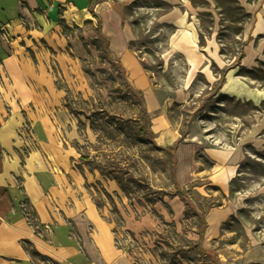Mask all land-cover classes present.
<instances>
[{"label": "rangeland", "instance_id": "rangeland-1", "mask_svg": "<svg viewBox=\"0 0 264 264\" xmlns=\"http://www.w3.org/2000/svg\"><path fill=\"white\" fill-rule=\"evenodd\" d=\"M97 1L103 28L105 18L121 13L125 45L144 63L153 89L175 92L164 107L166 123L149 122L155 135L167 127L200 133L180 143L176 176L206 213L203 246L264 250V101L221 89L228 73L264 89V0ZM98 27L95 17L68 21L64 148L73 150L81 197L130 264H216L198 248L199 215L174 195V156L140 130L134 81L104 58ZM185 40L207 56L216 81L184 53L178 44Z\"/></svg>", "mask_w": 264, "mask_h": 264}, {"label": "crops", "instance_id": "crops-1", "mask_svg": "<svg viewBox=\"0 0 264 264\" xmlns=\"http://www.w3.org/2000/svg\"><path fill=\"white\" fill-rule=\"evenodd\" d=\"M97 0H69L68 15L77 17L81 14L89 13L90 17H86L87 21L94 18L92 10L99 14L101 18V31L106 36L111 37L110 45L113 53L117 56V59L123 66L125 72L128 70L131 79L134 81V85L131 87L137 91H145V97L147 104L149 106L148 111L144 100V107L146 110V118L151 121L159 123H166V118L164 115V107L166 104L171 103L174 99V91H165L163 89L152 87V80L150 79L149 73L145 70V65L137 54L125 45V37L121 34L122 30V15L120 12H113V22L110 17L105 18L104 28L102 27L103 19L102 15L96 10L98 6ZM69 22H75L69 20ZM186 38V37H185ZM192 40H185L178 45H182L184 53L190 56L193 60L194 66H199L203 64L205 66V74L210 82L216 81L215 74L209 69L207 61L209 60L207 56L203 53V56L199 50L195 47ZM182 50V51H183ZM112 52V51H111ZM234 67V66H233ZM230 67L228 69H231ZM227 69V70H228ZM226 70V72H227ZM124 72V75H125ZM225 72V73H226ZM221 89L224 94L231 95L234 97H239L246 99L248 101H254L260 103L264 101V89L256 87L251 80H246L241 77L235 76L233 73H228L224 81L222 82ZM165 94L161 98V93ZM151 114V115H150ZM143 126V125H142ZM152 132L155 140L161 145V147L171 152L174 156L173 160V172L174 179L176 183V193L183 200L181 193L187 196L191 202V207L188 208L195 211L196 214L203 213L197 209L196 205L191 200L187 192L184 191L180 182L176 176V168L178 162L177 149L180 143L187 137L191 136V131L182 137L176 134L171 128L167 127L158 135H155L154 129L148 126ZM161 135L165 136L163 141L159 140ZM182 138V141H181ZM155 141V142H156ZM177 145L174 152L167 150L168 147H173ZM73 156V150L64 148L63 150V179H62V207H61V236H60V264H130L124 253L118 251L113 243V238L111 231L107 230L105 227V221L99 216L98 212L94 210V207H90L92 204L84 197H81L83 192H79L80 186L79 182V170L72 166L71 157ZM180 156V154H179ZM224 160H222L223 162ZM226 162V161H225ZM224 162V163H225ZM224 165V164H223ZM77 184V185H76ZM186 203V202H185ZM187 204V203H186ZM205 217H206V213ZM200 217V216H199ZM201 219V218H200ZM207 225L203 228L201 220V231L200 239L198 241V248L201 253L203 251L214 252L215 257L219 264H223L221 258V252L226 253L230 256L233 264H251L258 259L264 261V250L260 248L251 249L246 253L235 252L229 248H215V247H204L203 240L205 237L206 228L208 226V221L206 218ZM95 227L96 232H90V225ZM204 232L202 233V230ZM203 250V251H202ZM207 255V254H206Z\"/></svg>", "mask_w": 264, "mask_h": 264}, {"label": "trees", "instance_id": "trees-1", "mask_svg": "<svg viewBox=\"0 0 264 264\" xmlns=\"http://www.w3.org/2000/svg\"><path fill=\"white\" fill-rule=\"evenodd\" d=\"M92 14L93 16L100 21L101 23V18L99 16L98 13H96L94 10H92ZM98 32H99V40L100 42L103 44L104 48H103V51H104V58L108 59L112 65L121 73L124 74L125 70L122 66V64L114 58L111 50H110V39L108 36H106L105 34L102 33L101 31V27H98ZM131 90L138 95L139 99H140V103L141 105L143 106V112H144V119H145V126H141L140 130H142L147 136H150L152 137L153 134L152 132L150 131V129L148 128L149 126V120L146 118V110H145V107H144V100H143V96L142 94L137 91L136 89L132 88L131 87ZM187 134V131H184L182 132V137H184L185 135ZM181 141H182V138H181ZM176 147L177 145L173 146V147H168L167 150L169 151H172L174 152L176 150ZM181 196L183 198V200L187 203V205L189 207H191V202L190 200L187 198V196H185L184 194L181 193ZM199 216L202 220V225H203V228H205V226L207 225V222H206V217H205V214L204 213H199ZM204 232V229L202 230V233ZM203 251V250H202ZM204 254H207L209 256H211V258L214 260V262L216 264H219L218 261H217V258L215 257V254L214 252L210 251V252H207V251H203Z\"/></svg>", "mask_w": 264, "mask_h": 264}, {"label": "bare ground", "instance_id": "bare-ground-1", "mask_svg": "<svg viewBox=\"0 0 264 264\" xmlns=\"http://www.w3.org/2000/svg\"><path fill=\"white\" fill-rule=\"evenodd\" d=\"M90 17V15H89V13H85L84 15L83 14H81V15H79V16H77V17H73V16H71V15H68V18H69V20H73V21H75V22H78V23H84V20H86L87 18L86 17ZM165 94V92H162L160 95H161V98H163L162 96ZM192 135H195L197 138H200V133H198L197 132V130H196V128H195V126L193 127V130L191 131V136ZM165 139V136L164 135H161L160 137H159V140L160 141H163ZM221 258H222V262H223V264H233V261L231 260V258H230V256L229 255H227L226 253H224V252H221Z\"/></svg>", "mask_w": 264, "mask_h": 264}]
</instances>
